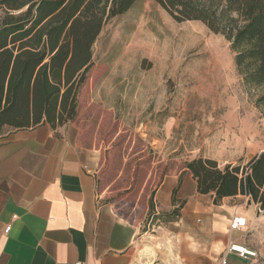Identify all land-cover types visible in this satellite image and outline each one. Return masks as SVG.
Wrapping results in <instances>:
<instances>
[{
	"label": "rangeland",
	"instance_id": "1",
	"mask_svg": "<svg viewBox=\"0 0 264 264\" xmlns=\"http://www.w3.org/2000/svg\"><path fill=\"white\" fill-rule=\"evenodd\" d=\"M92 61L78 94L77 142L94 158L103 205L137 228L145 264H169L178 209L162 208L159 187L191 160L222 169L264 151L263 88L243 84L221 35L176 22L153 0L107 22Z\"/></svg>",
	"mask_w": 264,
	"mask_h": 264
},
{
	"label": "crops",
	"instance_id": "2",
	"mask_svg": "<svg viewBox=\"0 0 264 264\" xmlns=\"http://www.w3.org/2000/svg\"><path fill=\"white\" fill-rule=\"evenodd\" d=\"M93 159L74 122L55 130L0 127V264L150 263L137 228L101 202ZM157 198L163 209H178L167 263L264 264V207L248 196L200 194L184 168L163 181ZM234 216L245 218L244 228L230 229ZM231 243L257 256L226 254Z\"/></svg>",
	"mask_w": 264,
	"mask_h": 264
},
{
	"label": "trees",
	"instance_id": "3",
	"mask_svg": "<svg viewBox=\"0 0 264 264\" xmlns=\"http://www.w3.org/2000/svg\"><path fill=\"white\" fill-rule=\"evenodd\" d=\"M136 1L0 0V127L55 130L73 122L96 39ZM153 1L176 22L199 21L221 35L243 84L263 88L256 106H264V0ZM185 168L200 194L239 192L264 207V151L243 166L221 169L199 158Z\"/></svg>",
	"mask_w": 264,
	"mask_h": 264
},
{
	"label": "built area",
	"instance_id": "4",
	"mask_svg": "<svg viewBox=\"0 0 264 264\" xmlns=\"http://www.w3.org/2000/svg\"><path fill=\"white\" fill-rule=\"evenodd\" d=\"M230 229H242L246 225L245 218L241 216H234L230 220ZM10 227L5 228V231H8ZM226 254L233 253L236 254L240 258H255L257 253L254 250H251L243 245L231 243L228 245L225 251ZM222 263L224 260L222 259ZM73 264H86L82 261H75Z\"/></svg>",
	"mask_w": 264,
	"mask_h": 264
},
{
	"label": "bare ground",
	"instance_id": "5",
	"mask_svg": "<svg viewBox=\"0 0 264 264\" xmlns=\"http://www.w3.org/2000/svg\"><path fill=\"white\" fill-rule=\"evenodd\" d=\"M213 61H214V64H216V65H218V66H220V65H221V59H220V58H217V59H216V58H214V60H213ZM150 252H151V254H152V252H153V251H150ZM148 254H149V253H148Z\"/></svg>",
	"mask_w": 264,
	"mask_h": 264
}]
</instances>
